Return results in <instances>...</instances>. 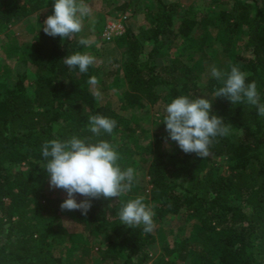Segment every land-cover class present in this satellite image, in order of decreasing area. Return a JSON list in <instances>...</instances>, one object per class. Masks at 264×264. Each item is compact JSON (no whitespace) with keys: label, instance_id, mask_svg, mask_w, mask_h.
I'll list each match as a JSON object with an SVG mask.
<instances>
[{"label":"trees","instance_id":"16d2710c","mask_svg":"<svg viewBox=\"0 0 264 264\" xmlns=\"http://www.w3.org/2000/svg\"><path fill=\"white\" fill-rule=\"evenodd\" d=\"M52 4L53 0H0V28L47 6L51 15ZM211 26L228 33L221 41L225 54L238 48L235 36L241 38L245 53L238 49L230 55L223 71L238 66L247 82H256L264 103V0H233L214 17L156 0L143 24L136 30L125 26L116 38L125 53L126 89L120 103L159 113L161 130L151 134L137 162L126 142L130 136L124 134L125 118L112 106L100 104L88 83L93 76L101 82L98 67L90 65L81 73L63 62L67 55L84 53L78 40L87 39L88 33L61 40L43 28L34 30L27 45L34 67L32 89L24 74L11 81L0 78V264H73L60 252L67 237L59 223L62 214L82 223L87 239L101 238V261L146 264L156 253L154 230L144 233L142 226L127 227L118 217L121 203L138 197L132 191L141 188L134 183L119 200L94 199L87 216L61 211L65 198L57 194L64 190L55 189L51 195L41 167L46 163L41 145L73 136L93 143L107 140L119 153L121 169L128 165L145 170L149 191L142 197L155 213V225L186 229L178 243L161 246L154 264H264V117L256 107L213 99L211 114L222 117L231 130L216 138L206 158L165 142V105L181 95L211 99L221 86L211 75L200 83L191 65L196 55L210 59L205 47ZM93 115L115 120L113 132L93 134L89 127ZM54 221L59 224L53 226Z\"/></svg>","mask_w":264,"mask_h":264},{"label":"clouds","instance_id":"9594fccd","mask_svg":"<svg viewBox=\"0 0 264 264\" xmlns=\"http://www.w3.org/2000/svg\"><path fill=\"white\" fill-rule=\"evenodd\" d=\"M90 14L86 0H53L52 14L44 19L43 31L52 37L59 36L61 40H72L83 30V18ZM78 43L85 47L90 45L83 37ZM94 60L93 56L81 52L63 58L68 68L78 67L81 73H86ZM209 72L221 82L212 98L175 97L165 105L162 121L167 132L166 143L173 141L184 153H195L202 159L210 155V147L216 138L229 135L231 130L222 117L211 114L213 99L223 97L232 105L246 102L255 106L257 114L264 117V103L260 100L256 82H247V74L238 66L232 65L229 71H221L212 65ZM88 83L97 84V78L91 77ZM115 126L116 121L108 117H89L90 131L96 136L101 132L111 134ZM41 151L46 160L41 167L46 171L49 188L66 192V198L60 204L61 211H79L87 216L94 199L119 200L122 194L131 191L137 176L132 167L121 169L119 153L107 140L93 143L76 136L63 141L51 139L41 145ZM77 196L83 199L78 201ZM154 215L142 196L122 202L118 211L122 224L130 228L142 226L144 233L154 230Z\"/></svg>","mask_w":264,"mask_h":264},{"label":"rangeland","instance_id":"374dc122","mask_svg":"<svg viewBox=\"0 0 264 264\" xmlns=\"http://www.w3.org/2000/svg\"><path fill=\"white\" fill-rule=\"evenodd\" d=\"M156 0H86L91 8V14L83 18V30L80 33H88L87 39L90 45L85 47L84 53L95 58L94 64L101 74V82L94 86L98 93L100 104H108L118 110L125 118L124 134H129L128 142L134 151L136 162L140 158V152L150 141L149 137L155 131L161 130L159 113L156 109L147 107L139 109L125 106L120 103L122 93L126 89L123 78L122 61L124 60V45L117 41L125 26L136 30L137 26L144 23L146 12L155 8ZM166 3L174 2L183 11L189 13L205 12L214 17L225 8H229L233 0H161ZM49 15L48 6L39 11L29 13L15 23L4 24L0 28V78L8 81L15 80L18 74H24L28 87L32 89L34 78V67L29 61L28 43L32 38L34 30L43 28L44 19ZM99 28V29H98ZM109 32L111 38L106 39L105 33ZM199 32V31H198ZM228 33H222L217 27L211 26L207 29V46L205 50L210 54V59H199L200 56L191 62L199 75L200 83L206 81V76H210L209 69L215 65L223 71L229 62V56L234 52H243L241 48L242 40L235 36L238 48H233L228 54L221 50V41L228 37ZM240 39V40H239ZM200 40L198 39V42ZM127 126V127H126ZM170 147L178 145L173 141L167 142ZM221 165V170H225L224 162L217 158ZM128 167L125 166L123 169ZM132 167V166H131ZM137 176L135 181L141 190L132 192L138 196L146 197L149 191L145 170L132 167ZM52 189L51 195L56 194ZM126 194V193H125ZM125 194L121 196L124 197ZM66 198V192L60 191L57 194ZM79 198H83L80 197ZM77 197V200L79 199ZM60 225L67 231V237L60 252L69 257L73 264H110L107 260L101 261V250L104 249L103 241L99 237L87 239L83 224L76 222L71 216L62 214ZM56 221L53 226L58 225ZM59 225V226H60ZM156 234L155 252L146 264H154L160 255V248L163 244L172 245L178 243L183 238L186 229L180 225L156 224L154 228ZM84 249L88 250V253ZM103 259V258H102Z\"/></svg>","mask_w":264,"mask_h":264},{"label":"built area","instance_id":"2783aa9c","mask_svg":"<svg viewBox=\"0 0 264 264\" xmlns=\"http://www.w3.org/2000/svg\"><path fill=\"white\" fill-rule=\"evenodd\" d=\"M104 35H105V37H106L107 40H109L111 38V35H110L109 32H106Z\"/></svg>","mask_w":264,"mask_h":264}]
</instances>
